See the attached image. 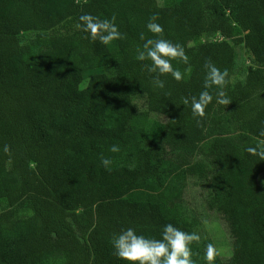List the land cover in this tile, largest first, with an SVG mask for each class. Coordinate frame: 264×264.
<instances>
[{
  "label": "trees",
  "instance_id": "16d2710c",
  "mask_svg": "<svg viewBox=\"0 0 264 264\" xmlns=\"http://www.w3.org/2000/svg\"><path fill=\"white\" fill-rule=\"evenodd\" d=\"M84 15L115 16L123 38L92 40ZM153 15L190 58L164 89L136 59ZM238 47L251 64L231 80ZM208 61L227 69L231 103L194 117L184 100L204 90ZM261 131L264 0H0V264H126L111 248L122 229L197 233L189 182L231 238L229 261L212 264H264V160L246 151L264 150ZM207 245L190 246L194 264Z\"/></svg>",
  "mask_w": 264,
  "mask_h": 264
},
{
  "label": "clouds",
  "instance_id": "9594fccd",
  "mask_svg": "<svg viewBox=\"0 0 264 264\" xmlns=\"http://www.w3.org/2000/svg\"><path fill=\"white\" fill-rule=\"evenodd\" d=\"M158 17L153 15L146 24L151 37L140 34L143 44L137 48L136 59L140 62L150 61L145 65L147 72L152 75L150 83L154 88L164 89L165 81L161 77L170 75L177 82L185 79L188 69L181 71L173 66V61L189 64V56L185 47L179 42H173L163 38V27L157 23ZM81 23L77 25L89 34L92 40H99L103 45H109L113 41L123 38L116 23V17L100 19L91 15H84L80 18ZM229 73L227 69L221 70L214 63L208 61L204 64L203 91L198 96L186 98L184 104H189L194 117H203L206 107L213 102L220 105H228L231 101L226 98L223 91L228 82ZM212 89H216L215 96ZM264 136V131L260 132ZM8 151L7 146L4 149ZM111 153L121 151L119 145L113 144L108 149ZM248 153L258 155L264 160V150L259 146L246 148ZM112 159L100 156L101 165L107 170L112 165ZM111 248L114 256L126 264H194L192 259L191 245L200 240L197 233L182 231L180 228L168 223L163 226L159 239L148 238L138 233L135 228H125L119 233L111 236ZM216 249L214 245L208 244L205 250V259L212 264Z\"/></svg>",
  "mask_w": 264,
  "mask_h": 264
},
{
  "label": "rangeland",
  "instance_id": "374dc122",
  "mask_svg": "<svg viewBox=\"0 0 264 264\" xmlns=\"http://www.w3.org/2000/svg\"><path fill=\"white\" fill-rule=\"evenodd\" d=\"M172 0H158L160 4H167ZM217 38H221L220 36ZM236 59L234 64L231 80L236 78H242L246 66L251 64L247 53L243 48H236ZM14 103L17 101L14 100ZM226 125V132L230 135H236V123L226 118L223 121ZM264 183V174L259 178V184ZM205 191L199 187L198 184L189 182L186 186V200L193 212L199 219V225L197 227V234L203 241H208V244L214 245L216 251L215 254L224 262H228L231 257V238L226 227V223L222 217L215 212L207 210L204 206L203 198Z\"/></svg>",
  "mask_w": 264,
  "mask_h": 264
}]
</instances>
